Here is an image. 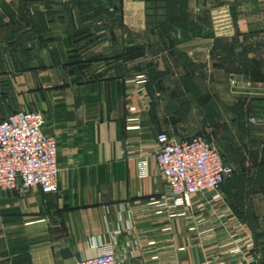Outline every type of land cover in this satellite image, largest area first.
I'll return each mask as SVG.
<instances>
[{"label": "crops", "instance_id": "1", "mask_svg": "<svg viewBox=\"0 0 264 264\" xmlns=\"http://www.w3.org/2000/svg\"><path fill=\"white\" fill-rule=\"evenodd\" d=\"M17 110L44 116L58 193L0 190V264H72L108 243L119 264H202L225 207L264 264V0H0V119ZM160 132L220 142L234 169L185 215L156 206Z\"/></svg>", "mask_w": 264, "mask_h": 264}, {"label": "built area", "instance_id": "2", "mask_svg": "<svg viewBox=\"0 0 264 264\" xmlns=\"http://www.w3.org/2000/svg\"><path fill=\"white\" fill-rule=\"evenodd\" d=\"M130 81L133 91L140 92L144 90L148 76L140 74ZM137 120V116L128 117L127 128H137V125L130 124ZM248 121L254 122L255 119L249 118ZM44 123V116L39 111L17 110L0 119V190L25 192L38 188L44 194L58 193L57 144L53 136L43 133ZM153 142L157 170L166 182L165 193L156 201V206L173 209L178 215H185L183 208H192L195 197H215V192L234 172L222 151L202 135L173 138L160 132ZM138 172L141 176L147 175L146 159L139 158ZM226 211V207L222 208L213 220L214 226H222L226 236L216 251L205 252L202 264L240 260L249 264L257 259V255L251 253L254 244L243 232L242 223L227 217ZM187 223L190 230L197 229V222L189 216ZM200 236L216 241L213 229ZM72 264L119 263L114 245L108 243L98 246L95 254Z\"/></svg>", "mask_w": 264, "mask_h": 264}, {"label": "rangeland", "instance_id": "3", "mask_svg": "<svg viewBox=\"0 0 264 264\" xmlns=\"http://www.w3.org/2000/svg\"><path fill=\"white\" fill-rule=\"evenodd\" d=\"M192 124H194V123H192ZM196 124H197V122H196ZM198 125V124H197ZM195 126V125H194ZM198 128V127H197ZM194 135H197L196 133H191L189 136L191 137V136H194ZM208 140H210V141H212L214 144H215V146L219 149V150H221V144H220V142H217V141H214L213 139H211V138H208V137H206ZM239 158H241V160L243 161V164H244V167H245V172H247L248 171V164H247V158H246V156H243L242 155V157L240 156Z\"/></svg>", "mask_w": 264, "mask_h": 264}, {"label": "trees", "instance_id": "4", "mask_svg": "<svg viewBox=\"0 0 264 264\" xmlns=\"http://www.w3.org/2000/svg\"><path fill=\"white\" fill-rule=\"evenodd\" d=\"M197 135H202V134H197ZM202 136H204V135H202ZM205 138H206V136H204ZM208 140V139H207Z\"/></svg>", "mask_w": 264, "mask_h": 264}]
</instances>
